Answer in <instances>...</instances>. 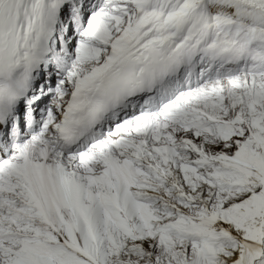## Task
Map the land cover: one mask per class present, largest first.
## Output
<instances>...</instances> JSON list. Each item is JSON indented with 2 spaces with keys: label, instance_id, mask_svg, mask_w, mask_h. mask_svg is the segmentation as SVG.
Segmentation results:
<instances>
[{
  "label": "snow or ice",
  "instance_id": "1",
  "mask_svg": "<svg viewBox=\"0 0 264 264\" xmlns=\"http://www.w3.org/2000/svg\"><path fill=\"white\" fill-rule=\"evenodd\" d=\"M0 264H264V0H0Z\"/></svg>",
  "mask_w": 264,
  "mask_h": 264
}]
</instances>
